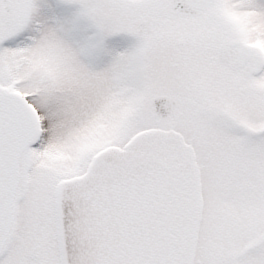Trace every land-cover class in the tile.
Returning a JSON list of instances; mask_svg holds the SVG:
<instances>
[{
	"label": "snow or ice",
	"instance_id": "1",
	"mask_svg": "<svg viewBox=\"0 0 264 264\" xmlns=\"http://www.w3.org/2000/svg\"><path fill=\"white\" fill-rule=\"evenodd\" d=\"M0 264H264V0H0Z\"/></svg>",
	"mask_w": 264,
	"mask_h": 264
}]
</instances>
